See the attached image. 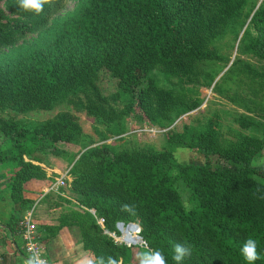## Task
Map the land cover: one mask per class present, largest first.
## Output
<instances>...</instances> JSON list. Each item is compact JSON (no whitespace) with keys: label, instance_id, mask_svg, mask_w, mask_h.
<instances>
[{"label":"trees","instance_id":"trees-1","mask_svg":"<svg viewBox=\"0 0 264 264\" xmlns=\"http://www.w3.org/2000/svg\"><path fill=\"white\" fill-rule=\"evenodd\" d=\"M66 2L50 0L36 15L20 9L18 0H0V113H10L0 116L7 142L0 146V164L12 167L8 187L19 205L10 216L14 233L21 232L20 223L37 200L25 193V185L50 183L41 163L47 153L63 152L50 142H70L85 132L72 111L39 126L21 123L18 115L50 111L62 96L79 97L94 88L109 107L96 99L78 107L100 127L87 148L125 134L128 116L168 128L200 108L198 91L183 81L202 73L205 84L213 85L225 70L228 62L220 65L225 55L216 39L233 36L240 45L248 39L246 50L264 62V0H80L61 16ZM32 34L39 36L27 43ZM154 70L164 82L151 75ZM99 77L115 82L112 98L101 94ZM246 77L254 82L248 85L264 90V67L237 59L213 91L225 89L228 81L245 83ZM120 96L124 110L114 106ZM215 120L166 130L162 149L104 142L81 153L69 171L74 197L57 192L42 199L50 207L37 223L39 242L44 246L71 227L92 262L111 256L120 264H138L133 246L112 236L120 234L119 222H134L145 245L160 250L167 264H175L177 243L192 250L182 264H247L240 248L249 237L261 257L254 264H264V164L254 163L264 150V135L241 132L223 140ZM238 122L244 129L254 120ZM185 146L204 154L206 163L180 162L174 148ZM126 203L135 206L134 213L121 210Z\"/></svg>","mask_w":264,"mask_h":264},{"label":"rangeland","instance_id":"rangeland-1","mask_svg":"<svg viewBox=\"0 0 264 264\" xmlns=\"http://www.w3.org/2000/svg\"><path fill=\"white\" fill-rule=\"evenodd\" d=\"M79 1L80 0H67L65 7L59 13V15L63 16L67 12L73 10ZM248 22L249 20L246 22V25L241 32V37L247 28ZM38 36V34H32L28 36L26 42L30 44L32 42L34 43ZM247 40L248 39L245 41L246 43ZM215 41L219 45L220 52L225 55V57L220 60V65L223 66L226 62H228V66L225 68V70L219 74L213 85L205 84L204 77L201 76L202 73L199 75L197 80H195L196 78H191L190 80L184 79L183 81L184 85L191 88L194 87L198 91V96L203 100V104L200 108L180 116L168 128H161L159 125L141 122L140 120H135L131 116H128L126 119L127 130L125 134L113 136L106 141L97 142L92 146L107 142L114 143L119 148H144L152 146L162 149L166 146L164 138L166 130L172 128L175 131H183L185 127L184 123L186 122L189 125H206L209 123L208 120L212 117L216 119L215 124L219 127L220 136L223 138V140L234 139L240 135L241 132L263 136L264 90H260V88L255 85H248V83L254 82L249 81L247 77L245 79V83L240 80H238L237 83L234 81H228L225 84L228 85L229 88L225 86V89L222 88L220 92H215L213 90L215 83L220 80L226 69H228L235 60L242 59L244 61L250 62L254 69H262L264 67V62L246 50V43H241L240 45V39L236 41L233 36H226L216 39ZM225 59L226 61H224ZM151 75L157 77L160 82H164V75L159 70H154L151 72ZM97 83L102 95L108 94V96L112 98V95H114V93L117 91V86L112 80L109 81L107 78L101 79V77H99ZM97 95L98 93L96 89L89 88L79 97L72 95L62 96V99H59L56 102L55 108L50 111L34 110L31 112L22 113L17 116L21 123L29 122L39 126L43 122L56 119L58 114H61L65 111H72L77 113L83 121L85 132L80 137L74 136L70 142L52 143L49 141L50 144H52L49 145V147H56L63 152L60 154H53L52 151L51 153H47L45 155V162L41 164L46 170L47 174H49L51 182L45 184L46 182H41V180L34 181V183H36L35 186L39 187L38 190L34 191V196L37 197V200H41L42 203L40 204V207L43 210L47 208L49 212L50 205L46 202H43L42 199H44L48 194L55 195L57 193L56 190L47 193L49 186L58 182L65 174H67V178L65 179L66 185H63V188L60 190L64 192L66 196L70 198L74 197L73 193L69 192L71 191L69 180H72V175L69 174V171L75 165L81 153L92 147L89 146L85 148V144H89L91 142L89 140L92 138V136H96L95 130L100 128L97 125L94 117L89 116L86 110H79L80 108L78 109V107H80L81 104H89L88 100L90 99H96L100 106L105 105V107L108 108L109 104L106 105V102L104 103L100 101L97 98ZM123 100V97L120 96L119 102L116 104L114 103V106L117 110H124L125 104ZM2 114L4 116L10 115L8 111L0 113V116ZM241 117H248L254 120L251 128H240L238 119ZM6 144V137L0 133V146H4ZM174 154L180 162L205 164L207 160L204 154L191 150L186 146L174 148ZM256 158L257 159L254 160V163L262 164L261 161H264V150L263 152L259 153ZM44 184L46 187L43 186ZM43 214L44 213L42 212L40 215ZM40 215L38 216V220L34 218L38 224L41 222ZM137 228L138 227L134 228L133 226L125 225L121 229L119 235L112 233V236L118 242H122L123 239L124 241L132 244L129 246H133L132 248L134 250L135 261H137V253L144 251V247L146 246L141 239L140 230Z\"/></svg>","mask_w":264,"mask_h":264},{"label":"crops","instance_id":"crops-1","mask_svg":"<svg viewBox=\"0 0 264 264\" xmlns=\"http://www.w3.org/2000/svg\"><path fill=\"white\" fill-rule=\"evenodd\" d=\"M11 170L12 167L7 163L0 164V264H35L25 251L21 232L14 233L9 227L13 210L16 211L19 208L8 187ZM34 181L36 180L25 185V193L28 196L34 197V191L39 189L35 186ZM45 184H48V182ZM47 193L49 192L47 191ZM41 203V200H36L26 215L32 212L33 218H36L43 212L44 214L40 217H45L48 214V209L45 208L46 211L41 209ZM43 249L44 255L48 258L50 264H89L92 261L89 251L84 248L77 230L71 227L63 228L55 238L43 246Z\"/></svg>","mask_w":264,"mask_h":264},{"label":"clouds","instance_id":"clouds-1","mask_svg":"<svg viewBox=\"0 0 264 264\" xmlns=\"http://www.w3.org/2000/svg\"><path fill=\"white\" fill-rule=\"evenodd\" d=\"M50 0H18L20 9L24 11L33 12L39 15L43 12L44 6L49 4ZM264 164V161H261ZM121 210L129 213L135 212V206L130 204L121 205ZM191 247L177 243L173 247L172 260L175 264H182L185 257L191 256ZM240 253L247 264H254V262L260 259V255L257 252V242L255 239L247 238L240 248ZM138 264H167L165 255L158 249H152L145 246V250L138 252L136 256ZM89 264H120V262L111 256L105 259L104 257H98L94 262L90 261Z\"/></svg>","mask_w":264,"mask_h":264},{"label":"built area","instance_id":"built-area-1","mask_svg":"<svg viewBox=\"0 0 264 264\" xmlns=\"http://www.w3.org/2000/svg\"><path fill=\"white\" fill-rule=\"evenodd\" d=\"M66 178L67 174L63 175L58 182L49 186L47 191L53 192L56 190L58 193L66 196V194L60 190L63 188V185H66ZM99 222L103 224L104 219H100ZM20 226L22 228L21 236L24 240L25 251L27 252L28 257H30L35 264H50L48 258L44 255L43 246L38 240L37 222L34 220L32 212L23 218Z\"/></svg>","mask_w":264,"mask_h":264},{"label":"water","instance_id":"water-1","mask_svg":"<svg viewBox=\"0 0 264 264\" xmlns=\"http://www.w3.org/2000/svg\"><path fill=\"white\" fill-rule=\"evenodd\" d=\"M127 225H128V226H133L134 228H135V227H138L137 229L141 231V227H140V225L137 224V223L131 222V223L127 224ZM117 226H118V229L121 231V229L125 226V223H124V222H119V223L117 224ZM141 239H142L143 243L145 244V241H144V239H143L142 236H141ZM122 242H124V243H126V244H128V245H132V244L128 243L127 241H124L123 239H122Z\"/></svg>","mask_w":264,"mask_h":264}]
</instances>
